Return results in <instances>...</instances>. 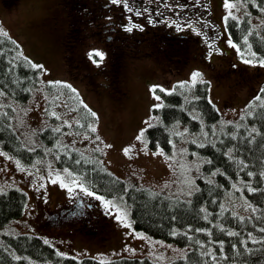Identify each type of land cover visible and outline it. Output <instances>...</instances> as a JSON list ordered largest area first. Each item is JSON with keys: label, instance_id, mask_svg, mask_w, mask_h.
Returning a JSON list of instances; mask_svg holds the SVG:
<instances>
[{"label": "rangeland", "instance_id": "374dc122", "mask_svg": "<svg viewBox=\"0 0 264 264\" xmlns=\"http://www.w3.org/2000/svg\"><path fill=\"white\" fill-rule=\"evenodd\" d=\"M200 1L197 0L196 5H200ZM227 2L232 7L226 8L225 0H206V52L195 61L188 60L186 70L177 69L176 62L166 65L164 61L149 56H129L121 68L120 79L109 81L102 75L104 68L98 70L108 59L110 50L101 52L93 47L94 37L85 39L80 47L75 45L80 61L73 58L70 50L65 52L62 41L67 32L68 17L64 3L57 0H13L8 4L0 0V33L6 32L18 43L23 56L42 66L39 84L26 101L0 95V113L12 109V128L24 145L34 148L40 144L39 131L52 125L44 115L45 83H67L95 113L96 121L91 129L94 127L96 131L80 133L69 126L62 130L60 140L56 142L58 149L73 148L86 156H91L97 149L103 167L118 178L165 195L188 199L205 161V157L190 149L189 144L204 143L206 134L190 131L183 124L176 123L171 148L166 152L162 147L148 146L145 130L158 121V111L164 104L162 95L155 88L171 92L184 82L207 81L208 99L224 122L237 120L261 102L259 90L264 82V66L259 61L244 63L247 59L239 55L225 26L228 17L242 19L245 7L241 1ZM198 10L201 11L200 7ZM248 18L257 30L264 24L260 16L249 15ZM91 50L101 52L103 60L98 58V63H94L89 59ZM79 65L81 68L75 70ZM193 72L200 73L195 81ZM250 105L252 107H248ZM72 122L69 119V123ZM138 136L141 139L138 140ZM125 148L130 149L127 154ZM35 164L24 165L0 149V192L13 187L24 191L27 196L23 213L1 226L0 235L35 234L62 255L102 261L148 257L156 264H165L184 257L189 250V245H178L135 228L126 204L87 189L77 174L54 164L50 150ZM84 189L94 195H88ZM235 189L239 190V185H234ZM97 196L104 199H97ZM77 198H86L78 215L69 217L64 212L53 215L60 211V206ZM226 203L240 214L248 215L253 210L241 191H233ZM88 210L97 217L100 215L99 224H79L82 219L89 218ZM117 215L124 220H117ZM27 264L52 263L29 258Z\"/></svg>", "mask_w": 264, "mask_h": 264}, {"label": "trees", "instance_id": "16d2710c", "mask_svg": "<svg viewBox=\"0 0 264 264\" xmlns=\"http://www.w3.org/2000/svg\"><path fill=\"white\" fill-rule=\"evenodd\" d=\"M2 1L9 4L13 0ZM237 1L244 5L245 14L240 20L232 17L226 20L228 34L241 57L254 62L264 59V24L257 30L248 18L257 15L264 20V0ZM65 13L68 28L62 44L66 53L70 50L73 58L80 61L75 45L80 47L84 42L85 30L81 32L79 27H89V17L71 13L67 8ZM134 49L131 50L133 57H145L138 46ZM154 55L150 57L162 60ZM160 55L168 64L175 61L172 53L161 51ZM29 61L21 54L14 39L0 33V95L22 102L30 97L33 88L39 84L41 68H32L33 63ZM66 85L69 84L61 81L45 83L44 115L52 125L39 131L40 144L34 148L24 145L12 128V109L0 113V149L18 158L22 164L32 166L39 164L35 163L50 150L54 164L77 174L87 189L126 204L135 228L178 245L190 246L184 257L165 264H264V92L261 91L264 82L259 90L261 102L233 122L222 121L208 99L207 81L184 82L171 92L155 88L162 95L164 104L158 111V121L145 130L150 148L162 147L168 152L176 123L190 131L206 134L204 143L189 144L190 149L205 157V161L188 199L165 195L118 178L103 167L97 149L91 156L73 148L58 149L56 142L60 140L62 130L70 126L80 133L92 132L91 125L96 121V116L91 115L93 111L81 101L76 91H72L73 88ZM69 119L73 122L69 123ZM234 185H239L240 189L234 190ZM233 191H241L253 208L248 215L235 212L226 203ZM26 198V193L18 188L0 192V227L23 213ZM99 223L100 220L94 225ZM29 258L52 264H156L148 257L104 261L92 257L79 259L60 254L53 245L35 234L0 235V264H27Z\"/></svg>", "mask_w": 264, "mask_h": 264}, {"label": "flooded vegetation", "instance_id": "af4514ba", "mask_svg": "<svg viewBox=\"0 0 264 264\" xmlns=\"http://www.w3.org/2000/svg\"><path fill=\"white\" fill-rule=\"evenodd\" d=\"M196 1L117 0L113 3L112 0H57L66 4L68 7L65 5V8L71 13L89 17V27L84 29L80 25L79 28L81 32L85 30L83 37L86 40L94 37L93 47L110 50L108 59L98 70L104 68L102 75L110 80L120 79L121 68L127 58L134 55L131 50L135 46L144 52L145 57L155 54L165 60L160 52L172 53L180 70H186L188 60L192 62L196 57L204 56L206 0H201L200 5H196ZM199 14L203 16L199 17ZM80 204V200L73 206L68 204L63 212L68 216L76 214ZM88 216V220H94L98 215L89 211Z\"/></svg>", "mask_w": 264, "mask_h": 264}, {"label": "snow or ice", "instance_id": "6c2138e0", "mask_svg": "<svg viewBox=\"0 0 264 264\" xmlns=\"http://www.w3.org/2000/svg\"><path fill=\"white\" fill-rule=\"evenodd\" d=\"M112 2H113V3H117V0H112ZM225 7H226V8H230V7H232V5H230V4L227 2V0H225ZM128 30L131 31V29H128ZM2 34L5 35V36L7 35L6 32H5V33H2ZM88 55H89V58H90V59H92L93 57H99L100 60H103V54H102L101 52H99L98 50H93L92 52H89ZM252 55L255 56V53H252ZM93 62H94V63H98V61H96V60H93ZM29 63L31 64L30 61H29ZM244 63H246V64H251L252 61H251V60H245ZM259 64H260L261 66H264V59L259 60ZM31 67L34 68V69H38V68H41L42 66L37 65V64H31ZM199 76H200V73H199V72H193V73H192V79H193V81H195ZM56 83H59V82H56ZM66 86H67V87H71L70 85H66ZM160 90H161V91H164V89H162V88H161ZM72 91L74 92L75 89H72ZM261 91L264 92V88H262ZM156 98L159 99V97H156ZM257 99H260V97L258 96ZM156 107H160V105H156ZM91 115L95 116V113L93 112V113H91ZM56 130L59 131V129H56ZM92 131L95 132L96 129L93 127V128H92ZM99 139H100V138L97 137V140H99ZM137 139L139 140V139H141V137L138 136ZM106 147H110V145H106ZM129 151H130V149H128V148H125V149H124L125 154H127ZM154 154H155V153H154ZM53 182H55V181H53ZM84 191L87 192L86 189H84ZM87 194H88V195H94V194L91 193V192H87ZM96 198H97V199H100V200H103V199H104L103 197H100V196H97ZM108 203H110V202H106V204H108ZM116 219L119 220V221H123V220H124V217H122V216H120V215H117V216H116ZM231 234H234V233H230V235H231Z\"/></svg>", "mask_w": 264, "mask_h": 264}]
</instances>
